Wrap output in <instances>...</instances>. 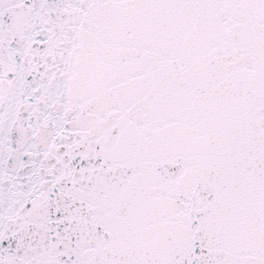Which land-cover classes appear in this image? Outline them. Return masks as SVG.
<instances>
[{"label":"snow or ice","instance_id":"1","mask_svg":"<svg viewBox=\"0 0 264 264\" xmlns=\"http://www.w3.org/2000/svg\"><path fill=\"white\" fill-rule=\"evenodd\" d=\"M0 264H264V0H0Z\"/></svg>","mask_w":264,"mask_h":264}]
</instances>
